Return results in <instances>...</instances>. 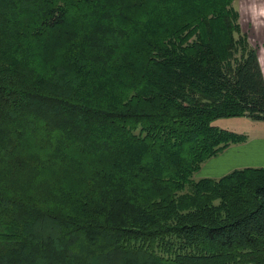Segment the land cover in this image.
I'll return each instance as SVG.
<instances>
[{
  "label": "trees",
  "instance_id": "obj_1",
  "mask_svg": "<svg viewBox=\"0 0 264 264\" xmlns=\"http://www.w3.org/2000/svg\"><path fill=\"white\" fill-rule=\"evenodd\" d=\"M238 0H0V264H264V168L195 178L264 121Z\"/></svg>",
  "mask_w": 264,
  "mask_h": 264
},
{
  "label": "rangeland",
  "instance_id": "obj_2",
  "mask_svg": "<svg viewBox=\"0 0 264 264\" xmlns=\"http://www.w3.org/2000/svg\"><path fill=\"white\" fill-rule=\"evenodd\" d=\"M233 7L240 15L239 22L242 34L247 35L249 44L256 50L258 54L260 66L264 76V0H238L234 2ZM212 124L217 128L244 135L247 139L251 138L250 140L264 139V121H254L245 117H240L219 119ZM255 144L256 143L253 142L252 146ZM261 144H264V142ZM252 146L246 149L249 151L247 152L249 154V158L245 162L242 161L240 164L236 165H264V147L260 152L257 150V153L254 154L251 152ZM225 153L226 152H223L204 163V165L200 168L198 173L194 175V177L198 179L199 177H209L208 175H215L212 174L211 167L216 163L230 162V157L234 155V153H232V155H225ZM238 155V158L241 159L246 157V152L241 151ZM258 166H253L250 168H258ZM231 167L234 166H224L218 171V175H222L224 173V175L228 174L232 171L231 169H233ZM202 174L205 176H201Z\"/></svg>",
  "mask_w": 264,
  "mask_h": 264
},
{
  "label": "crops",
  "instance_id": "obj_3",
  "mask_svg": "<svg viewBox=\"0 0 264 264\" xmlns=\"http://www.w3.org/2000/svg\"><path fill=\"white\" fill-rule=\"evenodd\" d=\"M251 138L247 139L246 138V142L242 145L239 146H231L229 147L225 153V155H232V153H234V155H232L230 157L231 161L227 162V163H216L211 167V172L212 174L215 175H208L209 177H199V178H219L220 176H223L224 174H219L218 175V171L221 170L224 166L229 165V166H234L231 167L233 169L231 170H235V169H243V168H250L253 166H258V165H236V164H240V162H245L248 158H249V154L247 152L246 149L252 146V143L255 142L256 144L252 146L251 152L256 154L257 150L258 152H260L262 150V148L264 147V144H261L262 142H264V139H256V140H250ZM238 147H245V148H238ZM241 151H245L246 152V157H243L241 159H239V155ZM235 164V165H234ZM206 167V166H204ZM258 168H264V165H259ZM201 176H205L204 174H202ZM218 176V177H217Z\"/></svg>",
  "mask_w": 264,
  "mask_h": 264
}]
</instances>
